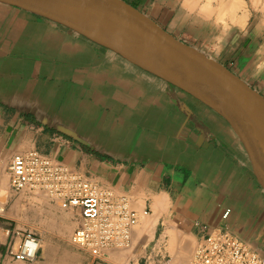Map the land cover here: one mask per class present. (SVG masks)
<instances>
[{"label":"crops","instance_id":"1","mask_svg":"<svg viewBox=\"0 0 264 264\" xmlns=\"http://www.w3.org/2000/svg\"><path fill=\"white\" fill-rule=\"evenodd\" d=\"M120 1L264 98V0ZM0 148L9 156L36 151L126 197L140 215L139 262L162 264L172 240L178 251L222 231L264 255V189L224 118L114 51L3 2ZM147 216L156 221L149 231ZM123 251L111 259L131 262ZM6 256L4 249L0 262Z\"/></svg>","mask_w":264,"mask_h":264},{"label":"water","instance_id":"2","mask_svg":"<svg viewBox=\"0 0 264 264\" xmlns=\"http://www.w3.org/2000/svg\"><path fill=\"white\" fill-rule=\"evenodd\" d=\"M58 22L186 91L235 130L264 189V98L120 0H0ZM86 28L82 30L70 17Z\"/></svg>","mask_w":264,"mask_h":264},{"label":"built area","instance_id":"3","mask_svg":"<svg viewBox=\"0 0 264 264\" xmlns=\"http://www.w3.org/2000/svg\"><path fill=\"white\" fill-rule=\"evenodd\" d=\"M6 174L10 192L34 191L65 211L78 212L81 226L74 231L69 243L79 252L104 262L111 252L132 247V235L140 215L130 208L126 197L115 195L32 150L14 154ZM6 209L7 202L0 198V220L5 219ZM228 214L229 211H225L223 218ZM141 215L146 216L147 212ZM0 231L4 232L7 253L13 261H35L41 247L37 237L16 227L3 229L0 226ZM191 264H264V255L229 231H222L204 236Z\"/></svg>","mask_w":264,"mask_h":264},{"label":"rangeland","instance_id":"4","mask_svg":"<svg viewBox=\"0 0 264 264\" xmlns=\"http://www.w3.org/2000/svg\"><path fill=\"white\" fill-rule=\"evenodd\" d=\"M210 58V56H207ZM235 71V70H233ZM0 148V171L7 173L11 156L6 155ZM28 152V151H26ZM24 153V152H21ZM19 154V153H15ZM8 184V177H7ZM1 200L7 202V209L5 219L0 220V226L5 228L16 227L24 232L30 233L37 237L40 241V250L36 256V259L32 263H18L13 261L7 256L5 260H1L0 264H5L7 260L9 264H92V258L79 252L70 245V239L75 230L81 226V218L77 213L72 211H65L60 206L48 198L34 191H24L18 194H14L9 191L8 185L6 190L0 195ZM143 218H141L142 220ZM138 231V226L134 229L133 235ZM132 235L133 243L132 247L125 252L130 257L129 260H112V256L116 253L113 252L109 255V258L105 262L106 264H160L159 259H152L145 256L146 260L139 262L133 255L135 239ZM198 244H183L178 252H182L183 260L185 264H191L194 259ZM7 239L3 231H0V254L4 249L7 250ZM186 245V247L184 246ZM170 247L167 252L170 255L172 251L176 250L174 247L171 251ZM188 252H185L184 249ZM182 249V250H181ZM177 251V250H176ZM190 251V252H189ZM172 252V253H171ZM188 253V254H187ZM173 255H171L172 257ZM187 257V258H186ZM189 257V258H188ZM186 258V259H185ZM166 259L162 264H174V260ZM186 260V261H185ZM145 261V262H144Z\"/></svg>","mask_w":264,"mask_h":264},{"label":"bare ground","instance_id":"5","mask_svg":"<svg viewBox=\"0 0 264 264\" xmlns=\"http://www.w3.org/2000/svg\"><path fill=\"white\" fill-rule=\"evenodd\" d=\"M62 11V10H61ZM62 12H64V11H62ZM65 13V12H64ZM68 17H70V19L72 20V22L74 23V24H76L77 26H79L82 30H85L86 31V28L84 27V25L83 24H81L80 22H78V21H75V19H73V17L71 16V15H68L67 13H65ZM232 17V16H231ZM240 21V20H239ZM241 24V23H240ZM263 65V64H262ZM1 183H2V190L3 191H5L6 190V186H7V174L5 173V171H3V172H1ZM143 222H144V230H148L149 231V229L151 230L154 226V223L156 222L155 220H154V217L153 216H147V217H144V219H143ZM151 232V231H150ZM172 240V239H171ZM174 240H172L171 242V247L173 248L174 247V249H175V246H174V244L176 243H174L173 242ZM185 247H186V245H184ZM171 248V251L172 250H174V249H172ZM188 249V248H187ZM186 248L184 249L185 250V252H188V250H187ZM170 250V249H169ZM182 250V249H181ZM173 252V253H172ZM171 253V255H173L171 258H173L172 260H174V264H185V262H184V260H183V256H182V252L180 253V252H178V251H176V250H174V251H172ZM190 252V251H189ZM188 254V253H187ZM187 258V257H186ZM185 258V259H186ZM189 258V257H188ZM186 261V260H185Z\"/></svg>","mask_w":264,"mask_h":264}]
</instances>
